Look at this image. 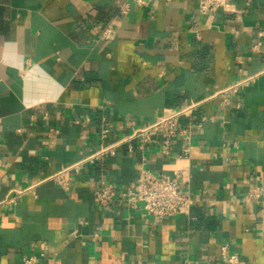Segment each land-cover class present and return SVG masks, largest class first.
I'll list each match as a JSON object with an SVG mask.
<instances>
[{"label": "crops", "instance_id": "0c3cea01", "mask_svg": "<svg viewBox=\"0 0 264 264\" xmlns=\"http://www.w3.org/2000/svg\"><path fill=\"white\" fill-rule=\"evenodd\" d=\"M234 2L204 14L198 0H151L120 15L113 0H0V200L34 186L0 205V264L42 252L43 264H232L234 253L236 264H264V194L246 199L264 186V0ZM192 100L202 101L192 120L208 118L190 157L180 145L162 154L159 139L145 152L155 173L181 171L188 213L99 206L101 179L125 189L138 176L136 140L85 165L68 189L47 180L125 136L128 119L147 124Z\"/></svg>", "mask_w": 264, "mask_h": 264}, {"label": "built area", "instance_id": "2783aa9c", "mask_svg": "<svg viewBox=\"0 0 264 264\" xmlns=\"http://www.w3.org/2000/svg\"><path fill=\"white\" fill-rule=\"evenodd\" d=\"M151 0H113L118 7L120 15H127L133 5H147ZM201 13H215L218 10L234 12V0H198ZM117 35V29L114 21H109L100 32L102 39L106 41L113 40ZM261 44V40L253 45L256 49ZM247 78L243 83L251 80ZM234 86L226 88L219 93L229 92ZM201 100H192L186 104L176 107H166L156 118L147 124H140L134 118L128 119V133L119 139L103 144L95 152L81 157L76 162L63 166L53 171L47 178L53 179L63 188L68 189L71 186L74 175L79 173L88 163H94L105 156H113L117 153L119 145L123 142L131 143L133 140L138 142L144 156L141 169L136 178L131 180L125 189L117 186L112 180L101 179L94 187V194L100 207H107L114 201H126L134 208H140L144 214L151 215L156 219L175 216L181 213H188L195 204V198L191 191H183L180 188V179L182 173L179 170L174 171V175L165 173L157 174L148 167V157L146 149L160 140V150L162 154L169 155L173 149L180 145L178 155L182 158H189L192 153L193 137L195 132L202 128L207 115L201 116L199 121H193L194 113L201 104ZM111 136V129L107 125L100 131L102 140ZM33 185L26 187H14L9 189L4 198L0 200V205L12 206L17 204L19 199L30 190ZM264 194V186L256 185L249 188L246 193L248 200H260ZM225 253L227 246H224ZM45 253L32 254L23 257L24 264H43ZM228 261L236 264L239 261L237 253L227 257ZM151 264V263H146Z\"/></svg>", "mask_w": 264, "mask_h": 264}]
</instances>
